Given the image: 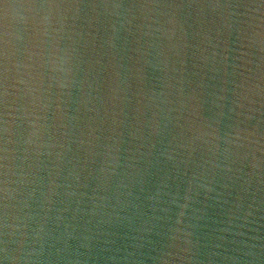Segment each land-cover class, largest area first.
I'll use <instances>...</instances> for the list:
<instances>
[{"label":"water","instance_id":"1","mask_svg":"<svg viewBox=\"0 0 264 264\" xmlns=\"http://www.w3.org/2000/svg\"><path fill=\"white\" fill-rule=\"evenodd\" d=\"M0 264H264V0H0Z\"/></svg>","mask_w":264,"mask_h":264}]
</instances>
